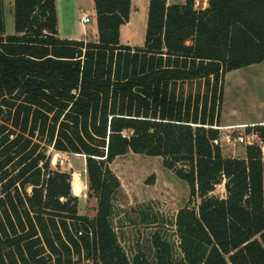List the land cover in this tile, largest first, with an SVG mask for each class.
Segmentation results:
<instances>
[{
    "label": "trees",
    "instance_id": "16d2710c",
    "mask_svg": "<svg viewBox=\"0 0 264 264\" xmlns=\"http://www.w3.org/2000/svg\"><path fill=\"white\" fill-rule=\"evenodd\" d=\"M195 1L149 0L143 46L130 47L131 0H92L95 43L57 37L55 0H13L6 36L0 0V264H264L263 152L248 142L224 158L219 145L226 74L264 61V0ZM193 83L203 92L185 95ZM252 130L264 144V125ZM42 145L84 158L94 218ZM127 153L161 158L189 189L176 240L154 232L151 258L113 228L110 165Z\"/></svg>",
    "mask_w": 264,
    "mask_h": 264
},
{
    "label": "rangeland",
    "instance_id": "374dc122",
    "mask_svg": "<svg viewBox=\"0 0 264 264\" xmlns=\"http://www.w3.org/2000/svg\"><path fill=\"white\" fill-rule=\"evenodd\" d=\"M90 0H55L58 36L62 39H83L84 42H97L91 37L92 23L80 24L81 13L91 15ZM149 0H138L132 7L131 22L126 27L120 41L130 46H140L144 42L143 23L146 20ZM184 0H167V4H183ZM147 4V8H146ZM196 9L207 7V0H196ZM5 35L14 34L13 0H3ZM203 92L196 84L183 87L185 95ZM5 117V113H3ZM4 117L0 122H4ZM264 121V61L251 65L225 76L219 145L224 158H244L248 142L260 146L264 154V144L254 134L252 127L263 125ZM259 122V123H258ZM249 127L250 129H246ZM52 170H60L78 179L72 195L78 198V213L88 219L96 214V200L88 197L85 160L73 154L56 153L42 145ZM110 169L117 177L120 188L114 200L113 228L121 246L128 254L138 249L149 258L150 238L160 232L168 240H176L174 227L169 224L176 213L184 208L189 200V189L172 171L163 167L162 159L127 153L116 158ZM212 195L224 198L223 185L215 188ZM141 212L153 215V225L141 223ZM178 255L176 250L175 256Z\"/></svg>",
    "mask_w": 264,
    "mask_h": 264
},
{
    "label": "crops",
    "instance_id": "0c3cea01",
    "mask_svg": "<svg viewBox=\"0 0 264 264\" xmlns=\"http://www.w3.org/2000/svg\"><path fill=\"white\" fill-rule=\"evenodd\" d=\"M91 2H90V4H91V10H92V13H91V15H90V17H91V23L93 24V26H92V28H91V37L93 38V39H96L97 38V27H96V16H95V12H94V5H93V2H92V0H90ZM138 4V0H131V5H130V14H129V21H128V23L127 24H125V25H122L121 27H120V30H119V42H120V44L121 45H126V44H122L121 43V41H120V36L122 35V32H123V30L126 28V27H128L129 25H130V20H131V11H132V7L134 6V5H137ZM55 5H56V3H55ZM146 8H147V4H146ZM55 10H56V6H55ZM147 12H148V8H147ZM85 13V12H84ZM82 14V13H81ZM88 14V13H87ZM145 18L147 19V16H145ZM84 27V26H83ZM145 28H146V20H144V23H143V32H145ZM57 32H58V28H57ZM145 35V34H144ZM57 37L59 38V39H62V38H60L59 36H58V34H57ZM67 40H76V41H82L83 39H71V38H69V39H67ZM127 46H130V45H127ZM143 46V44L142 45H140V46H137V47H142ZM130 47H134V46H130ZM261 124H263L264 125V121H259ZM258 122V123H259Z\"/></svg>",
    "mask_w": 264,
    "mask_h": 264
},
{
    "label": "built area",
    "instance_id": "2783aa9c",
    "mask_svg": "<svg viewBox=\"0 0 264 264\" xmlns=\"http://www.w3.org/2000/svg\"><path fill=\"white\" fill-rule=\"evenodd\" d=\"M91 23V17L89 14L87 13H82L80 15V24L82 26H85V25H88ZM263 157H264V154H263ZM3 197V194L1 193V189H0V198Z\"/></svg>",
    "mask_w": 264,
    "mask_h": 264
},
{
    "label": "bare ground",
    "instance_id": "6f19581e",
    "mask_svg": "<svg viewBox=\"0 0 264 264\" xmlns=\"http://www.w3.org/2000/svg\"><path fill=\"white\" fill-rule=\"evenodd\" d=\"M78 178L77 177H73L72 178V183H71V187L73 188V187H77L78 186V180H77ZM73 190V189H72Z\"/></svg>",
    "mask_w": 264,
    "mask_h": 264
}]
</instances>
